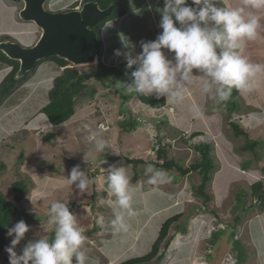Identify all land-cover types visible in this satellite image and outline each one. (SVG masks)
Wrapping results in <instances>:
<instances>
[{
	"label": "rangeland",
	"instance_id": "1",
	"mask_svg": "<svg viewBox=\"0 0 264 264\" xmlns=\"http://www.w3.org/2000/svg\"><path fill=\"white\" fill-rule=\"evenodd\" d=\"M74 1L52 0L53 4L45 3V8L49 11L66 10L68 7L63 6L79 2ZM134 1L129 6L130 18L126 21H146L147 17L151 19L149 14L154 16L152 6L146 0H138L143 10L133 13L137 6ZM212 2L216 3L217 0ZM83 3L82 0L79 6ZM18 9L11 1L0 0V41L16 38V41L18 39L26 45H32L39 33L34 31L31 22L21 25L24 21L17 13ZM113 25L103 28V32L108 35L106 38L113 42H109L112 46ZM21 28L29 30L27 37L11 34ZM125 34L129 39L131 33ZM131 50L137 55L142 51L139 46ZM162 51L166 59L175 62L174 53L167 49ZM41 63L51 65L49 68L53 67L54 74H40L44 70L42 67L28 72L17 80L16 89L4 101L5 105L0 107V163L4 164L0 170V193L6 200L12 201L11 183L17 179L24 181L29 190L16 204L18 214L10 225L11 228L23 220L29 227L24 238L15 246L17 255H21L23 248L30 242L45 237L51 242L55 238L56 226L48 223L51 218L48 209L58 201L68 206L77 226L82 220L80 225L86 227L84 244L91 248L92 254L101 248L104 255L102 260L112 257L113 247L114 256L119 255L120 262L147 254L164 220L180 213L169 228L168 246L165 247V238L158 250L157 255L163 253V264H175L174 258L180 252L178 244L188 243L189 238L192 240L188 248L190 254H201L198 261L195 259L190 264H259L256 254L264 258V199L260 202L252 196L250 186L261 181L264 190V121L259 124L256 121L257 118H264L263 106L250 107L238 96V109L230 112L229 106L217 103L195 88L188 90L180 106H175L176 101L169 102L166 97L169 103L166 108H151L141 104L135 90L125 95L122 94L124 90L119 91L120 84L114 85L110 79L101 82L90 78L84 79L86 88L76 98L72 117L52 125L40 108L48 101V90L53 78L62 73L63 68L52 60H43ZM69 66L77 67L84 75L94 73L97 68L96 63ZM249 92L243 91L246 98L250 97ZM251 98L259 102L255 96ZM193 104L203 109L204 114L200 118L193 117L190 111ZM230 122L239 127L241 131L238 134ZM152 131L155 132L154 136L151 135ZM45 133H53L54 139L43 140ZM93 133L98 135L93 136ZM194 133L198 134L192 135ZM90 136L92 139H89ZM247 137L258 141L253 148L255 157L252 151L243 148ZM101 139L106 141L105 149L96 152L95 143ZM202 143L210 146L209 155L217 165L204 188V192L210 196L207 201L197 189L202 183V175L193 167L202 159L201 150L195 147ZM157 149H162L165 159L175 162L179 169L189 171L182 174L177 167L166 169L153 165L162 162L156 156ZM248 159H252V164L244 161ZM76 165L91 181L84 192L77 187L79 181L71 185L67 183ZM148 165H153V172L146 171ZM110 166L126 168L134 192L133 207L138 215L126 218L129 224L126 233L117 232L111 224L115 215L108 200H115V197H109L107 192L106 177ZM242 166L245 168L242 169ZM161 170L172 177L171 182L149 184V177ZM80 212L90 216L83 218ZM97 216L103 217L101 224ZM100 225L105 227L97 231ZM143 236L142 239L147 238L145 242L137 240ZM13 238L7 235V243L0 251V264H9L5 249L11 246ZM108 238L112 241L109 247L106 245ZM151 238L154 239L152 242ZM219 246H225V249L220 250ZM194 248L197 253L191 250ZM203 253L206 258L202 256ZM156 256L148 264H162L158 263Z\"/></svg>",
	"mask_w": 264,
	"mask_h": 264
},
{
	"label": "clouds",
	"instance_id": "2",
	"mask_svg": "<svg viewBox=\"0 0 264 264\" xmlns=\"http://www.w3.org/2000/svg\"><path fill=\"white\" fill-rule=\"evenodd\" d=\"M81 1L79 0L72 9L80 8ZM11 2L16 4L22 1ZM45 3L46 1L43 4L44 8ZM192 4L195 6H188L187 0H164V6L160 10L162 32L154 41L142 42V51L136 56L132 55L131 49L134 46L128 37L120 34L122 45L129 51L121 53L120 50H116L115 55H123L128 68L137 66L132 72L135 87L133 89L131 85L127 86L123 92L125 95H130L135 90L145 96L155 93L157 99L161 96L167 97L169 102L183 99L187 89L183 87L181 81L193 83V69L202 74L199 77L202 94H207L217 103L227 102L233 89L248 92L257 87L256 77L257 74L264 72V65L250 62L246 56L242 55V52L248 41L258 37L260 16L252 11L245 14L243 8H218L210 0H192ZM244 4L256 11L264 10V0H244ZM23 5V2L21 7L17 5L18 15ZM21 20L24 23L30 22ZM111 24L112 22L109 21L105 28L111 27ZM31 26L39 33L32 22ZM7 34L12 37L10 32ZM14 39L12 41H16V38ZM17 41L25 45L18 39ZM162 49L174 53V63L166 59ZM178 76L179 79H177ZM190 111L194 118H200L204 114L203 109L195 104L191 106ZM95 135L98 133H93V136ZM151 135L154 136L155 132L152 131ZM89 139L92 137L90 136ZM105 146L106 141L101 139L96 141L94 149L96 152H102ZM146 171L153 172V165H148ZM171 180L172 177L161 170L155 171L149 177L148 183L164 184ZM76 181H79L77 187L81 192L87 190L91 183L85 173L79 170V165L72 168L67 183L71 185ZM106 181L109 197H115V200H108L115 215L111 224L117 232L126 233L129 229L126 218L138 215L133 207L134 192L130 186V177L126 168L110 166ZM48 213L51 217L48 223L56 226L55 238L51 242L47 237L30 242L23 248L21 255H17L14 249L29 231V227L21 220L7 230L6 234L14 237L11 240V246L5 249L9 256V264H29V262L31 264H72L73 256H75L76 264H87L89 257L85 251L81 250L86 240L84 229L77 226L76 219L70 213L68 206L58 201L54 202L48 209ZM102 220L103 217L100 218V221ZM196 248L194 249L197 253Z\"/></svg>",
	"mask_w": 264,
	"mask_h": 264
},
{
	"label": "trees",
	"instance_id": "3",
	"mask_svg": "<svg viewBox=\"0 0 264 264\" xmlns=\"http://www.w3.org/2000/svg\"><path fill=\"white\" fill-rule=\"evenodd\" d=\"M90 1V0H83ZM97 1L101 8H106L110 3H113V9L112 12L101 19L95 26L92 27V29L95 31L97 43L99 45V60L97 64V68L94 73H88L86 75L82 74L77 67L69 66L70 63L65 61L64 59H61L59 57H48L46 59L40 60L42 62L43 60H52L57 65L62 67V73H59L56 75L52 80V86L48 90V101L45 105H43L40 108V112L45 114L48 121L52 125H57L62 122L67 121L72 117V115L75 113L74 105L76 103V98L79 96L83 90L86 88V81L84 79L88 80L90 78H95L98 81H105L106 79H110L111 83L116 85L120 84L119 91L123 92V90L131 85L133 88L135 87L133 84V77L132 72L136 70V65H133L132 68H128L126 66L127 62L125 59H121L120 61H117L112 64H106L105 61L102 59V55L104 52V43L102 42L101 38L99 37V31L103 27V25L106 22H109L113 19H118L126 14L127 7L129 0H94ZM77 5V3L70 4L68 6V10L74 8ZM26 24V23H21ZM0 62L3 64H6L7 66L11 67L10 70L6 73V75L3 77V79L0 82V107L4 103V101L14 92V90L17 87V81L21 78H16V72L19 67V62L17 60H13L8 58L2 51H0ZM40 62L37 63V66L40 64ZM37 66L31 70L34 71ZM30 72V71H29ZM107 84L108 81H107ZM124 94V93H122ZM139 101L142 104L148 105L152 108H160L165 105L166 97L161 96L159 99L156 98V95H142L139 92H136ZM238 94L239 91L236 89L232 90L230 99L223 103L227 106H229V111L232 112L236 109H238ZM124 107V101L121 103ZM236 134H238L241 130L239 127L234 124L233 122L229 123ZM198 133H194L192 135H197ZM247 134V133H246ZM55 135L53 133H45L42 136L43 140H50L54 138ZM258 144L257 140H250L249 137H247V142L245 145H243V148L249 149L253 152L255 157V150H253L254 146ZM196 148H199L201 150L202 159L200 162L195 163L193 165L194 169L198 170V172L202 175V183L199 185L198 192L202 197L205 199L204 201H207L209 199V195H207L204 192V188L207 185V182L211 178V171L216 168V164L213 162L209 155L210 146L207 143H202L195 146ZM162 149H157V157L162 159V162L158 164V162H155L153 165H158L170 169L172 167H177L179 169V166L168 159H165L163 155ZM248 161L249 164H252V159L244 160ZM244 165V162L242 163ZM245 166V165H244ZM4 168V164L0 163V170ZM50 170L53 169V167H49ZM264 169V168H263ZM182 174L187 173L189 170L187 169H179ZM11 188L13 192V200L8 201L4 198V196L0 193V251L5 247L6 245V237H7V230L10 228V225L13 221V218L18 214L17 206L22 198L29 193L27 184L22 181L21 179H17L11 183ZM251 188V194L252 196H255L256 199H258L260 202H263L264 199V190H263V184L261 181H257L250 186ZM264 207V205H263ZM178 214H175L173 216L168 217L164 222L161 224L157 237L152 245V249L142 256L138 257H132L129 259H125L118 264H148L151 262L155 256L158 253V250L162 244V242L167 238V242L165 243V247L168 246L170 242V238L167 237L170 226L177 221L178 217L180 216ZM158 263L161 262V259L163 258V253L158 254L156 256ZM72 264H75L73 258H72Z\"/></svg>",
	"mask_w": 264,
	"mask_h": 264
},
{
	"label": "crops",
	"instance_id": "4",
	"mask_svg": "<svg viewBox=\"0 0 264 264\" xmlns=\"http://www.w3.org/2000/svg\"><path fill=\"white\" fill-rule=\"evenodd\" d=\"M146 1H148L151 4L152 13H154V16H151V14H149L151 19H148L149 17H147L146 21H126L130 18L129 17L130 16V7H131L132 0H129L126 14L123 15L122 17L118 18V19L110 20V21L114 22V25H113V23L111 24L114 26V33H112V36H114V39H113L114 45L113 46L110 44L113 42L112 41L110 42L109 39L106 38L108 36L107 33L103 32V28H105V24L107 25L108 22H106L104 24V26L101 28L100 32H102V34L101 33L100 34L102 36V42L104 43V52L102 55V59L106 63L112 64V63H115L117 61H120L121 59H125V57L123 55H121V56L115 55V51L120 50V46L122 47L121 53H123V51H125V50L129 51V49H126L120 41L119 36L122 33V31L124 32V34L125 33H127V34L131 33L129 36V39L132 41L131 43L134 47L135 46L141 47L142 42L154 41L157 38V36L159 34H161L162 29L160 28V20H161L160 10L164 6V0L163 1L158 0L157 2L155 0H146ZM210 2L215 7H218V8H228V7H230V8H243L245 14L252 11V12H254V14H257L260 16V29L258 30L259 35L255 40L248 41L246 43V45L243 49L242 55L246 56L249 59V61L252 63L264 65V10H259V11L253 10L244 4V0H217L216 3H213L212 0H210ZM134 3L137 4V6H135V8L133 9L134 10L133 13H136V12L140 13L143 10L142 7L140 6L141 3L138 0H135ZM187 5L192 6L193 5L192 0H187ZM124 18H125V21H124ZM21 25L24 26V24H21ZM33 29L35 32H37L35 28H33ZM27 42L29 43V40ZM131 52L133 53V56L137 55L132 50H131ZM108 59H110V62L108 61ZM49 66H51V65H46L45 63H41L38 66L37 70L42 67V68H44V70L40 74H46V75L54 74L53 73L54 72L53 67L49 68ZM8 70H9V67L0 62V73H1L0 82L3 79V77L6 75ZM193 73H194V77H195L193 80V83L189 84L187 82L181 81V84L183 85V87L187 89V91L184 94L185 96H186V94H188V90H190V89L194 90L195 88H198L199 90H201L200 85H199V77L202 74L199 73L198 70H196V69H193ZM177 79H179V76L177 77ZM256 82H257V87L254 89L255 91L252 90L249 92L250 97L246 98L247 95L244 96L243 91H239L238 96H240L239 98H242L244 103L250 107H254V106L255 107H259V106L264 107V72L257 74ZM196 85L198 87H196ZM152 95H156V94L152 93ZM252 96H255L256 99L259 100V102H257L256 100H253L251 98ZM166 101H167V98H166ZM5 102H6V100H5ZM5 102L3 103L2 107L5 105ZM174 102L176 104L175 106H180L182 101H181V99H177V100H174ZM167 105H169V103L166 102L165 108ZM1 108H0V110H1ZM256 121L259 124L260 122L264 121V118H257ZM53 139L54 138H52V140ZM103 177H105V176L103 175ZM99 180L100 179H98V182L100 183ZM139 188L141 189V187H139ZM106 208H108V207L106 206ZM87 213H90V211H88ZM87 213L80 212V214L83 215V218L87 215L90 216V214H87ZM95 214H98V213H95ZM98 218H100V217H98ZM81 221H79L78 227H83V229H85L86 227L83 226V224L80 225ZM99 222L101 224V221H99ZM104 227L105 226L100 225L99 229L97 231L101 230ZM96 235H97V233H96ZM111 235L112 236L114 235L113 231H112ZM142 238H144V236L138 238L137 240L140 239L141 242H145L147 240V238L146 239H142ZM152 240H154V239L151 238V242H152ZM111 242L112 241L110 240V238H108L106 240L107 247H109L108 244H111ZM137 242H140V241H137ZM103 245H105V244H103ZM184 245L187 246V248H185ZM191 245H192L191 238H189L188 243L184 242L183 244H181V242H180L178 244L177 249H179L180 252L178 254L179 256L177 258L176 257L174 258L175 264H186V263L190 264V263H194L193 260L196 259L198 261L200 259L201 254L192 255L188 251V248ZM130 247H128L127 249H129ZM121 248L123 251L124 248L122 246H121ZM181 248H185V249H181ZM219 249L223 250V249H225V246H223V247L219 246ZM81 250L85 251L87 256L89 257L87 264H118L117 262H120V261H118V259H120L118 257L119 255L114 256V247L112 249V257L106 258V260H102L104 255L102 253L101 248L98 249V251H95V254H92L91 248L87 247L84 244V246ZM191 250L195 251V249H191ZM98 252H100V253H98ZM197 255H199V258L198 257L196 258ZM202 256H204L206 258L205 253H203ZM256 256H259V260L257 261V263L259 262V264H264V258L262 256H260V254H256ZM73 260L76 263L75 256H73ZM161 263L163 264V262H161ZM195 264H198V263H195Z\"/></svg>",
	"mask_w": 264,
	"mask_h": 264
},
{
	"label": "water",
	"instance_id": "5",
	"mask_svg": "<svg viewBox=\"0 0 264 264\" xmlns=\"http://www.w3.org/2000/svg\"><path fill=\"white\" fill-rule=\"evenodd\" d=\"M11 1L23 2L20 18L32 22L39 30L38 39L30 46L0 41V51L19 62L16 78L23 77L38 61L48 57H59L74 66L98 62L99 45L92 27L112 12L113 3L101 8L97 1H86L77 9L49 12L43 5L46 0Z\"/></svg>",
	"mask_w": 264,
	"mask_h": 264
},
{
	"label": "flooded vegetation",
	"instance_id": "6",
	"mask_svg": "<svg viewBox=\"0 0 264 264\" xmlns=\"http://www.w3.org/2000/svg\"><path fill=\"white\" fill-rule=\"evenodd\" d=\"M10 1V0H9ZM46 3H48L49 5L53 4L52 3V0H46ZM17 5H19V7L22 6V2H19V3H16ZM30 26V25H29ZM23 30H27L25 28H21L20 30H17V31H12L11 34H13L14 36H17V37H27L28 36V33H29V30L27 31H23ZM22 36V37H21Z\"/></svg>",
	"mask_w": 264,
	"mask_h": 264
}]
</instances>
